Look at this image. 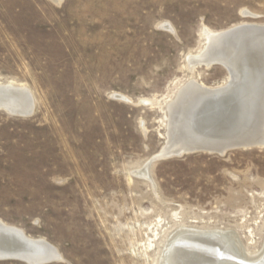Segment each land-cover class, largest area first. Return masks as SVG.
I'll return each instance as SVG.
<instances>
[{
  "label": "rangeland",
  "instance_id": "374dc122",
  "mask_svg": "<svg viewBox=\"0 0 264 264\" xmlns=\"http://www.w3.org/2000/svg\"><path fill=\"white\" fill-rule=\"evenodd\" d=\"M243 23L264 24V0H0V84L34 99L29 117L0 110V219L56 247L47 264H159L182 227L259 252L264 147L137 174L165 145L176 90L228 81L222 66L189 68L203 30Z\"/></svg>",
  "mask_w": 264,
  "mask_h": 264
},
{
  "label": "bare ground",
  "instance_id": "6f19581e",
  "mask_svg": "<svg viewBox=\"0 0 264 264\" xmlns=\"http://www.w3.org/2000/svg\"><path fill=\"white\" fill-rule=\"evenodd\" d=\"M52 1L56 4L63 2V0ZM243 14L252 15L248 12H243ZM247 25L250 24H239L227 30ZM250 26L253 27L241 30L230 37L224 36V32L227 30L219 32H214L208 28L203 30L205 36L204 47L198 53L188 55L189 68L194 71L200 67L210 68L215 61L221 62L229 69V72L227 71L229 74L228 81L224 85L216 87H208L203 83H197L196 80L188 81L167 105L169 111V116L166 115L165 117L167 129L174 127L180 129L183 138L192 137L199 139V141H205V138L206 141L212 140V138L207 139L209 137H207L205 129L209 130L213 124L208 123L205 115L206 111H204L205 104L202 105L205 102L202 99L199 100L197 95L200 92H206L208 95L205 98L208 99L212 91L224 89L227 92L233 90L236 85H231L232 81L238 82L241 79V70L251 64L252 66L253 64L260 66L261 71L264 73V28L260 29L258 27L264 26V24H252ZM247 54H250V57L245 59ZM250 61L251 63H249ZM254 90L256 91L255 102L248 104L246 121L244 124L235 127L239 131L258 128L256 123H259L261 100L264 92L262 79H258L257 84L252 88L243 89L240 93L244 96ZM1 109H6L17 115L34 112V99L30 90L25 86H21V84L18 86L12 81L7 84H0ZM197 112L198 116L195 117ZM199 121L204 127L194 128V124ZM166 148L167 146H163L160 151H166ZM193 228L182 227L174 234L172 233L164 245L159 264H187L189 261L201 259L205 255H211L210 257H212L211 251L216 248L223 255L236 256L250 264H264V244L259 252L252 253L243 249L238 237L232 232L221 229L206 231L205 229ZM25 237H27V240H25ZM37 241L43 242L42 245H37L35 243ZM15 254L16 256L22 255L34 259H55V261L61 259L57 248L50 243L45 240L33 239L27 236L22 229L7 225L0 219V259Z\"/></svg>",
  "mask_w": 264,
  "mask_h": 264
},
{
  "label": "water",
  "instance_id": "95a60500",
  "mask_svg": "<svg viewBox=\"0 0 264 264\" xmlns=\"http://www.w3.org/2000/svg\"><path fill=\"white\" fill-rule=\"evenodd\" d=\"M253 26L247 25L232 28L231 30L224 32V36L230 37L241 30H245ZM258 27L260 29L264 28V26ZM249 57L250 54H247L245 59ZM251 61L249 63H251ZM212 65L222 66L229 72L228 67L221 62L215 61L212 63ZM251 66L252 64L249 67H244V69L241 70V79L238 82L235 83L234 80L232 81L231 85H236L233 90H228L227 92L224 89L212 91L210 93L211 96H208V99H206V95H208L206 92L198 93V99H202L205 102L202 103V105L205 104L204 111H206V119L208 123L211 122L210 124H213L209 130L205 129L207 131V137H209L207 139L212 138L211 141H206V138L205 141H199V139L192 137L183 138V133L180 129H176V127L172 129L166 128V142L164 145L167 146L166 151H160L146 164V166L141 171L138 172V174L142 176H148L150 167L155 162L173 158H181L188 154L209 153L223 156L233 150H247L264 147V92L261 100V114L259 116V123H256L258 128L247 129L245 131H239L237 128H235L237 125L244 124L248 113V104L255 102V90L252 93L244 96L241 95V90L252 88L257 84L258 79H262L264 88V73L261 71V67L255 64H253L252 67ZM184 85H186V82L176 90L171 99L176 97L179 89L184 87ZM165 109L166 115L169 116L167 104ZM32 114L33 111L30 113L19 114L18 116L29 117ZM196 116H198V112L195 114V117ZM202 127L204 126L200 124V121L194 124V128ZM25 240H27V237H25ZM35 243L37 245H42L43 242L37 241ZM211 252L212 257H210L211 255H205V257H200L201 259L198 258L196 260H191L187 264H250L239 257L237 258L236 256L223 255L218 251V248L212 249ZM2 258L3 259L0 260H23L28 264H47L55 261V259H34L28 256H16V254L14 256Z\"/></svg>",
  "mask_w": 264,
  "mask_h": 264
}]
</instances>
